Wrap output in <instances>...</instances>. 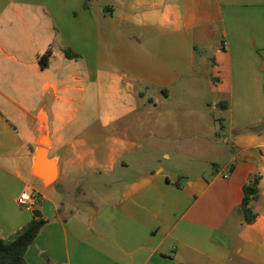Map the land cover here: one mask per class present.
Instances as JSON below:
<instances>
[{
	"label": "crops",
	"instance_id": "1",
	"mask_svg": "<svg viewBox=\"0 0 264 264\" xmlns=\"http://www.w3.org/2000/svg\"><path fill=\"white\" fill-rule=\"evenodd\" d=\"M26 187L28 264H264V0H0L4 242Z\"/></svg>",
	"mask_w": 264,
	"mask_h": 264
},
{
	"label": "trees",
	"instance_id": "2",
	"mask_svg": "<svg viewBox=\"0 0 264 264\" xmlns=\"http://www.w3.org/2000/svg\"><path fill=\"white\" fill-rule=\"evenodd\" d=\"M67 57H74V54L65 50ZM48 56H43L40 59L41 65H47L45 59ZM258 177H251L243 187V199L241 202V210L244 220L247 224L255 221V214L250 202L258 195ZM45 224V221L39 217L38 212H34L33 218L24 232L14 241L7 243L0 238V264H28L25 261L24 255L28 247L34 242L40 229Z\"/></svg>",
	"mask_w": 264,
	"mask_h": 264
},
{
	"label": "water",
	"instance_id": "3",
	"mask_svg": "<svg viewBox=\"0 0 264 264\" xmlns=\"http://www.w3.org/2000/svg\"><path fill=\"white\" fill-rule=\"evenodd\" d=\"M47 143L48 141H40V146H38L35 151L32 168L33 175L39 178L44 186L51 185L56 180L58 173L56 161L47 158V149L45 147Z\"/></svg>",
	"mask_w": 264,
	"mask_h": 264
},
{
	"label": "built area",
	"instance_id": "4",
	"mask_svg": "<svg viewBox=\"0 0 264 264\" xmlns=\"http://www.w3.org/2000/svg\"><path fill=\"white\" fill-rule=\"evenodd\" d=\"M38 194L32 187L24 188L17 197L18 206L28 212H34L41 203Z\"/></svg>",
	"mask_w": 264,
	"mask_h": 264
},
{
	"label": "rangeland",
	"instance_id": "5",
	"mask_svg": "<svg viewBox=\"0 0 264 264\" xmlns=\"http://www.w3.org/2000/svg\"><path fill=\"white\" fill-rule=\"evenodd\" d=\"M203 91H204V93L205 94H207V95H211L209 92H208V90L207 89H203ZM212 96V95H211ZM214 115L217 117L218 116V114L215 112L214 113ZM128 159V161H132V158H131V155L127 158ZM132 163V162H131ZM90 190V188H88V187H81V197H82V199L84 200V199H90V198H92V199H94V200H97V193L96 194H91L90 192H88ZM107 190H109V188L107 189ZM38 196V198H40V195L38 194L37 195ZM81 197L80 198H78L79 200H82L81 199ZM96 205H98V204H96Z\"/></svg>",
	"mask_w": 264,
	"mask_h": 264
},
{
	"label": "bare ground",
	"instance_id": "6",
	"mask_svg": "<svg viewBox=\"0 0 264 264\" xmlns=\"http://www.w3.org/2000/svg\"><path fill=\"white\" fill-rule=\"evenodd\" d=\"M41 142H47L48 141V139H47V137L45 136V137H43V138H41V140H40Z\"/></svg>",
	"mask_w": 264,
	"mask_h": 264
}]
</instances>
